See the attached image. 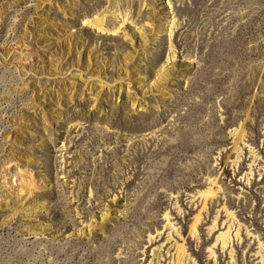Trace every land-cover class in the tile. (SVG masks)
<instances>
[{
  "label": "rangeland",
  "instance_id": "1",
  "mask_svg": "<svg viewBox=\"0 0 264 264\" xmlns=\"http://www.w3.org/2000/svg\"><path fill=\"white\" fill-rule=\"evenodd\" d=\"M0 264H264V0H0Z\"/></svg>",
  "mask_w": 264,
  "mask_h": 264
},
{
  "label": "bare ground",
  "instance_id": "2",
  "mask_svg": "<svg viewBox=\"0 0 264 264\" xmlns=\"http://www.w3.org/2000/svg\"><path fill=\"white\" fill-rule=\"evenodd\" d=\"M196 223H197V222H195V223L193 224V233H195V231H196Z\"/></svg>",
  "mask_w": 264,
  "mask_h": 264
}]
</instances>
